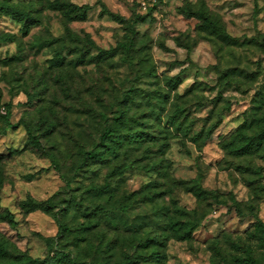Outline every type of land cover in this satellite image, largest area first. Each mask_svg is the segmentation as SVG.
<instances>
[{
  "label": "rangeland",
  "instance_id": "374dc122",
  "mask_svg": "<svg viewBox=\"0 0 264 264\" xmlns=\"http://www.w3.org/2000/svg\"><path fill=\"white\" fill-rule=\"evenodd\" d=\"M9 1L33 16L23 35L0 12V101L11 103L9 122L18 124L0 119V155L10 152L2 162L0 214L15 220L0 219V235L10 253L48 254L45 237L58 224L20 203L52 197L51 213L69 228L54 249L86 261L116 264L129 255L137 264H241L238 258L250 253L264 264V249L247 233L254 219L264 223V160L224 148L239 128L260 129L264 0H66L89 6L85 19L71 21L48 6L51 0ZM103 8L127 19L139 15L133 31ZM196 9L226 36L183 13ZM4 33L10 40L2 41ZM130 39L125 51L121 44ZM55 57L59 65H52ZM173 76L180 78L175 87ZM174 102L183 111L181 128L167 119ZM121 110L128 119L123 130L149 137L127 143L116 157L84 160L81 149L92 148L105 125L100 113L111 122ZM23 122L57 166L29 143ZM211 125L205 143L192 140ZM172 218L199 224L190 239L177 240L168 228ZM154 235L159 258L143 260L139 255L155 245L144 239Z\"/></svg>",
  "mask_w": 264,
  "mask_h": 264
},
{
  "label": "trees",
  "instance_id": "16d2710c",
  "mask_svg": "<svg viewBox=\"0 0 264 264\" xmlns=\"http://www.w3.org/2000/svg\"><path fill=\"white\" fill-rule=\"evenodd\" d=\"M48 6L51 9L58 10L61 12L63 17L68 20H83L86 18L88 5H77L73 4L66 0H51L48 1ZM0 12L4 15H7L14 19L20 24V30L23 35H27L30 29V26L33 23V16L26 11L21 6L12 3L9 0H0ZM103 13L115 18L120 22H126L131 31H133V26L137 21L139 15H134L131 19L125 17H120L119 15L114 14L111 11H108L103 8ZM188 18H193L196 20L198 26L209 33H212L216 36L224 38L226 34L224 33L222 27L218 24L216 20L206 14L203 9L188 10L183 12ZM102 14V13H101ZM11 35L9 33H4L1 35L2 41L10 40ZM60 41V38H57ZM132 40L130 39L126 43H122L121 46L125 51H128V47ZM101 54H109L108 51H100ZM60 60L58 57L52 59V65H59ZM179 77L173 76L169 78V82L172 87H175L179 83ZM176 96H179L178 94ZM166 97V95H164ZM1 99V92H0ZM170 113L167 114L168 121L176 125L177 128H181L185 119L180 120L183 111L181 106L174 102L173 108L169 110ZM11 116V103H1L0 101V119L5 122L7 126L16 127L18 124H10L9 118ZM100 117L104 122L101 133L98 136L96 142L92 145L90 149H81L82 158L84 160L91 159H108L110 156L116 157L119 154L121 148H123L127 143L142 141L144 138L149 137V134L143 131H131L123 130L122 128L128 124V119L126 113L121 110L118 112L111 122L108 121L104 113H100ZM28 138L29 143L35 146L37 149L43 151L46 157L57 166L56 157L48 152L44 146L40 143L38 136L34 134L32 127L23 122ZM52 123H49L48 126H51ZM244 126V125H243ZM242 128V127H241ZM239 128L230 140L224 145V148L231 154L236 156H250L252 154H257L261 159L264 160V112L260 118V129L255 133H248L247 131ZM215 125H211L206 129H201L192 133V140H203L205 143L208 139L212 137ZM188 133V131H187ZM151 138V137H150ZM9 152V151H8ZM10 153V152H9ZM8 153V154H9ZM7 154V155H8ZM7 155H0V188L4 184V175L2 171V162L7 158ZM198 179H193V190L199 197H203L206 190L198 183ZM52 197L48 198L45 201H39L34 198H28L21 201V206L25 208V211L31 212L35 210H40L45 213L51 214L52 218L58 224V231L54 236L45 237V243L47 246L48 254L44 258L32 257L29 254L23 253L21 251H16V254L12 255L9 251V241L0 235V260L3 261L2 264H96L93 261H86L84 257L79 255H72L70 252L65 251L64 249H54V246L57 240H60L64 233H66L69 228L66 225H63L60 218L56 213H51L50 200ZM236 208V213L240 214V209ZM0 219H3L10 225L15 224L13 215L10 212H4L0 214ZM198 222L194 220H179L177 218L171 219L170 227H168L176 237L177 240H188L192 237V233L195 228L198 226ZM85 229H89L91 225H81ZM248 235L251 236L257 243L259 248L264 249V223L260 219H254L250 224L248 229ZM145 244L155 243L146 254H141L139 257L143 260H156L159 258V248L157 244L160 243L158 236H147L144 239ZM111 241L107 245V248H110ZM105 252V249L102 250ZM238 262L241 264H262L261 261L250 253L245 256L239 257ZM103 264V263H102ZM116 264H137V261L133 256L125 255L124 259L119 261Z\"/></svg>",
  "mask_w": 264,
  "mask_h": 264
},
{
  "label": "built area",
  "instance_id": "2783aa9c",
  "mask_svg": "<svg viewBox=\"0 0 264 264\" xmlns=\"http://www.w3.org/2000/svg\"><path fill=\"white\" fill-rule=\"evenodd\" d=\"M141 6H142L143 8H145V7H146V5H145V3H144V2H142V3H141Z\"/></svg>",
  "mask_w": 264,
  "mask_h": 264
}]
</instances>
